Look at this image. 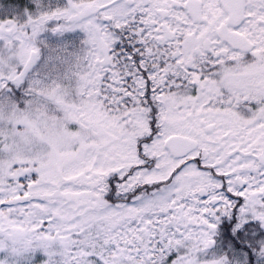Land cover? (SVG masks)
I'll return each mask as SVG.
<instances>
[{
    "label": "snow or ice",
    "instance_id": "snow-or-ice-1",
    "mask_svg": "<svg viewBox=\"0 0 264 264\" xmlns=\"http://www.w3.org/2000/svg\"><path fill=\"white\" fill-rule=\"evenodd\" d=\"M253 257L264 264V0L2 10L0 264Z\"/></svg>",
    "mask_w": 264,
    "mask_h": 264
},
{
    "label": "rangeland",
    "instance_id": "rangeland-1",
    "mask_svg": "<svg viewBox=\"0 0 264 264\" xmlns=\"http://www.w3.org/2000/svg\"><path fill=\"white\" fill-rule=\"evenodd\" d=\"M26 2V0H0V13L2 10L7 7H11L14 5H22Z\"/></svg>",
    "mask_w": 264,
    "mask_h": 264
},
{
    "label": "flooded vegetation",
    "instance_id": "flooded-vegetation-1",
    "mask_svg": "<svg viewBox=\"0 0 264 264\" xmlns=\"http://www.w3.org/2000/svg\"><path fill=\"white\" fill-rule=\"evenodd\" d=\"M218 239H221V238H218ZM252 264H256V258L255 257L252 258Z\"/></svg>",
    "mask_w": 264,
    "mask_h": 264
}]
</instances>
